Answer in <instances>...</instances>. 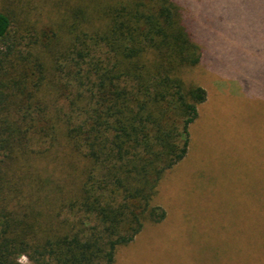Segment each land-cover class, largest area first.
<instances>
[{"label": "trees", "instance_id": "16d2710c", "mask_svg": "<svg viewBox=\"0 0 264 264\" xmlns=\"http://www.w3.org/2000/svg\"><path fill=\"white\" fill-rule=\"evenodd\" d=\"M54 5L39 49L53 68L56 107L39 142L55 165L31 176V212L0 220V264H21V256L114 264L146 222L166 218L154 200L188 154L190 126L207 100L183 79L203 50L176 0ZM11 25L0 12V41ZM250 259L264 264V246Z\"/></svg>", "mask_w": 264, "mask_h": 264}, {"label": "rangeland", "instance_id": "374dc122", "mask_svg": "<svg viewBox=\"0 0 264 264\" xmlns=\"http://www.w3.org/2000/svg\"><path fill=\"white\" fill-rule=\"evenodd\" d=\"M176 1L203 50L183 79L212 98L190 128L188 154L159 184L154 205L166 218L146 222L114 264H252L250 250L264 246V0ZM53 7L0 0L12 20L0 41L1 221L31 212V176L55 165L39 142L56 107L39 47Z\"/></svg>", "mask_w": 264, "mask_h": 264}, {"label": "crops", "instance_id": "0c3cea01", "mask_svg": "<svg viewBox=\"0 0 264 264\" xmlns=\"http://www.w3.org/2000/svg\"><path fill=\"white\" fill-rule=\"evenodd\" d=\"M229 88V87H228ZM205 89V88H204ZM206 90V89H205ZM207 91V90H206ZM208 91H209V89H208ZM208 91H207V100L203 103V104H201L199 107H198V117L200 116V111L202 110V108L204 107V106H206V104L210 101V99L212 98V93H213V90H212V88H211V90L209 91V94H208ZM198 119V118H197ZM197 119H196V121H197ZM195 121V122H196ZM194 122V123H195ZM193 123V124H194ZM192 124V125H193ZM191 125V126H192ZM191 126H190V128H191Z\"/></svg>", "mask_w": 264, "mask_h": 264}]
</instances>
